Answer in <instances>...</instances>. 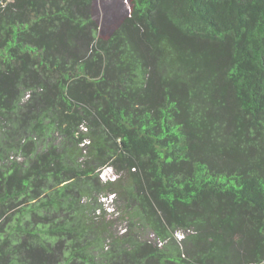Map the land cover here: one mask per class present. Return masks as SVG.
I'll return each instance as SVG.
<instances>
[{"label":"trees","instance_id":"trees-1","mask_svg":"<svg viewBox=\"0 0 264 264\" xmlns=\"http://www.w3.org/2000/svg\"><path fill=\"white\" fill-rule=\"evenodd\" d=\"M110 8L0 0V264H264V0Z\"/></svg>","mask_w":264,"mask_h":264},{"label":"rangeland","instance_id":"rangeland-1","mask_svg":"<svg viewBox=\"0 0 264 264\" xmlns=\"http://www.w3.org/2000/svg\"><path fill=\"white\" fill-rule=\"evenodd\" d=\"M100 2L103 4V5H110L111 8H110V14L112 16H118L119 14L123 15L124 13H126V10L129 11V0H100ZM114 171H110L108 169H104L102 171V179H108V177H112L114 176ZM104 199H102V203L104 204L103 206L105 207V210L107 213H109V211L112 212V206H110L112 204V196L106 198L105 201H103ZM108 216L110 217V215L108 214ZM119 231H121V227L118 228ZM145 237L149 240L152 239V234L147 232L145 234ZM177 238V240H180L181 239V235L180 233L175 236Z\"/></svg>","mask_w":264,"mask_h":264}]
</instances>
